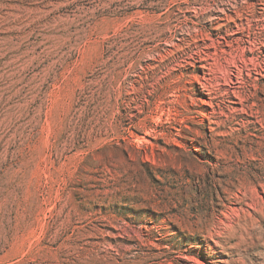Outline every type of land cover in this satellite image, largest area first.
Instances as JSON below:
<instances>
[{"label": "rangeland", "instance_id": "obj_1", "mask_svg": "<svg viewBox=\"0 0 264 264\" xmlns=\"http://www.w3.org/2000/svg\"><path fill=\"white\" fill-rule=\"evenodd\" d=\"M238 1L0 0V264H264L262 190L224 212L217 235L189 228L218 213L223 188L234 193L212 173L213 156L239 153L244 133H223L254 121L239 111L220 128L221 98L241 108L236 87L248 80L259 94L264 84V71L206 81L223 71L201 48L238 37L223 38L235 27L216 34L228 21L213 20ZM258 121L248 129L262 144L264 111ZM198 135L203 145H191ZM260 148L244 157L259 167Z\"/></svg>", "mask_w": 264, "mask_h": 264}, {"label": "bare ground", "instance_id": "obj_2", "mask_svg": "<svg viewBox=\"0 0 264 264\" xmlns=\"http://www.w3.org/2000/svg\"><path fill=\"white\" fill-rule=\"evenodd\" d=\"M257 2H259V4ZM228 7V11H225L226 9L223 8L222 10L220 9L221 13L224 14V18H213V20L226 19V21H228L226 27H220V29H218L219 32L215 33L220 34V32H224L225 29L227 32V28L228 30L229 28L231 30L235 27V31H231L230 35H225L223 36V38L232 39L236 35L238 37L232 39L230 42L225 40L224 45L223 43L219 44L218 46L205 45L204 48H201L202 54L204 53L203 58L209 57L211 60L217 63L215 64L218 68H222L221 72L223 71V75H221L222 77L220 76L219 78L220 80H217L215 76L211 79L206 78L208 86L212 85V83H215L216 81L226 83L228 82L230 84L234 83L233 85L242 84V82H239V73H245V71H249L248 73H250V79H252V73H261L262 71H264V55H261V53L263 52L262 48H264V0H257L256 2L251 4L250 0H244L242 2L240 0L238 2L228 3ZM209 25L212 26L211 22ZM202 30L204 33L208 32L207 27H204ZM201 41L204 40L202 39ZM224 46H227V48H225L224 50L218 49L224 48ZM170 47L174 49V47L176 46L170 45ZM212 47L215 52L213 54H207L206 51H208ZM176 50L177 49H175L174 51ZM192 54L193 51H189V56L192 57V60H194ZM248 54L253 55L254 58L247 60L246 56ZM213 64L214 63L210 65L212 66ZM233 78H236V80L234 81ZM245 81L246 83H244L242 87H236L243 88V92L245 93V99L241 100L240 102L241 108H232L229 104H227L232 102L229 101L230 99L226 95L221 98L220 102L224 104L225 110H227V112H224L222 114V116L225 117V122L220 124V128L226 129L227 124H229L231 121L230 118H232L235 113L239 111L242 114L252 117L254 121L241 119L236 123L237 125H239V128H233L232 125H230L229 133H223V136H221L222 138H233V135H236L235 133L240 134L241 132H243L244 135L241 137L242 145L240 144L241 146L238 147L239 153H237L235 149L226 148V150H224V153L220 154V156H213L215 161L214 165L211 168L213 174L227 177L225 182L226 186L231 188L233 187L234 193H232L229 189L227 190L226 188H223L222 192L223 194H225L223 200L225 202L220 199V203L218 204L220 210L218 211V213H212L210 218L206 222H194L189 226V228L194 227L196 228L194 230H198L202 234L207 233L209 236H214L219 233L222 220V218L220 217H222L223 214L225 215L224 212L228 213L237 206L250 207V195L254 192H260V190H262V192L264 191V185L261 184V182L264 181V165H262L261 167L256 166L253 161H251L250 159L246 160L244 158L248 154L253 155L256 152H260V147L264 148V143L261 144L250 138V129H248V127L256 125V123L259 122L258 117L263 114L264 84L261 85V92L258 94V88H255L253 91L250 89L247 90L249 81ZM208 86L204 84L203 90L206 91L207 95L212 96V94L214 93L213 88L209 89ZM210 99L212 101L215 98L213 99L211 97ZM250 101L252 102L250 103ZM208 128L211 130V128L213 127L209 126ZM187 132L192 133L193 131L189 129L187 130ZM257 132L258 134L255 135V139H262L264 141V130L257 129ZM198 139H204V137L202 135H198L196 138H190L188 140H190L191 145L195 143L203 145ZM240 156H243V159H241ZM190 163L198 169L203 168V165L197 164L194 161H190ZM237 164H239V166ZM213 180L218 181V179ZM206 226H209V228L207 231H204V229H207L205 228Z\"/></svg>", "mask_w": 264, "mask_h": 264}, {"label": "trees", "instance_id": "obj_3", "mask_svg": "<svg viewBox=\"0 0 264 264\" xmlns=\"http://www.w3.org/2000/svg\"><path fill=\"white\" fill-rule=\"evenodd\" d=\"M82 43L83 42L81 41L76 45L75 50H74V54H73V59L78 56V54L82 48ZM69 65H70L69 61L62 63V64H59L58 68L55 70V74H52V80H50L48 82V85L46 86V89L43 92L44 103H43V110H42L43 114L41 116V121H39V125L35 128V130H33V132L28 134L26 136V138L23 140V142L21 144V150H23L24 152L27 151V147L29 145H31L32 143H34L37 140L38 135L40 133L42 123H43L44 112H45V109H46L48 102H49L50 93L55 89L56 85L61 80L63 73L67 70ZM3 116H4V114L2 113L0 115V117H3Z\"/></svg>", "mask_w": 264, "mask_h": 264}]
</instances>
